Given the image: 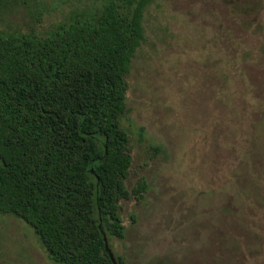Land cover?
<instances>
[{
	"label": "rangeland",
	"instance_id": "obj_1",
	"mask_svg": "<svg viewBox=\"0 0 264 264\" xmlns=\"http://www.w3.org/2000/svg\"><path fill=\"white\" fill-rule=\"evenodd\" d=\"M99 2H19L0 31L44 34ZM143 26L121 122L125 185L142 176L147 188L119 200L125 233L108 239L113 254L122 264H264V0H154ZM0 264L53 263L27 223L0 214Z\"/></svg>",
	"mask_w": 264,
	"mask_h": 264
},
{
	"label": "trees",
	"instance_id": "obj_2",
	"mask_svg": "<svg viewBox=\"0 0 264 264\" xmlns=\"http://www.w3.org/2000/svg\"><path fill=\"white\" fill-rule=\"evenodd\" d=\"M28 1L0 0V15ZM153 1L100 0L44 34L0 31V214L27 223L53 264H112L101 231L124 237L119 200L147 188L125 185L121 119Z\"/></svg>",
	"mask_w": 264,
	"mask_h": 264
},
{
	"label": "water",
	"instance_id": "obj_3",
	"mask_svg": "<svg viewBox=\"0 0 264 264\" xmlns=\"http://www.w3.org/2000/svg\"><path fill=\"white\" fill-rule=\"evenodd\" d=\"M101 232H102V239H103V243H104V250H105V252L109 256L112 264H118L117 261H116V259H115L114 254H113V252H112V250H111V248H110V246L108 244V239H107L106 234L103 231H101Z\"/></svg>",
	"mask_w": 264,
	"mask_h": 264
}]
</instances>
